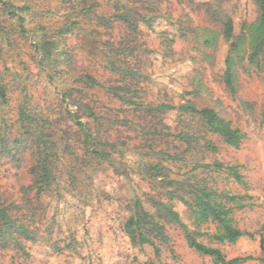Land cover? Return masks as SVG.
Returning a JSON list of instances; mask_svg holds the SVG:
<instances>
[{"label": "rangeland", "instance_id": "obj_1", "mask_svg": "<svg viewBox=\"0 0 264 264\" xmlns=\"http://www.w3.org/2000/svg\"><path fill=\"white\" fill-rule=\"evenodd\" d=\"M20 1L15 3L31 9L26 27L42 25L54 31L73 21L78 25L62 39L67 54H63L65 61L54 82L58 86L56 91L55 84L48 83L39 71L30 40L19 35L15 24L0 13V76L8 98L7 105L0 107V133L9 137L19 135L16 114L24 95L54 118L57 116L52 110L58 105L60 92L71 88L72 95L77 97L80 92L83 102L96 114L114 121L112 130L100 133L99 138L117 143L131 169L129 178H125L124 160L112 152L114 167L79 162L70 187L66 185L70 163L61 158V184L68 190L61 187L37 196L33 191L25 194L22 190L31 180L29 155L25 154L19 165L0 157V197L5 204L15 207L11 214L36 234L33 242L23 243L26 255L12 249L0 250V264H213L211 258L188 247L176 225L159 218L156 220L168 237L166 243L152 238V246L130 244L123 227L131 215L134 199L139 198L143 207L151 211L144 196L155 195L152 186L134 173L132 165L138 159L163 165L169 179L205 185L235 197L243 206L238 209L228 204L235 226L253 238L243 237L233 245L219 244L210 237L215 233L214 225L208 224L201 228L207 236L197 240L220 250L226 259L258 255L264 261L259 247L260 238H264V74L248 68L245 62L239 70L238 90L230 95L221 81L226 44L219 38L214 51L201 48L213 56V63L209 64L197 53L190 33L181 38L170 26L217 30L220 25L206 13L208 7H213L230 16L234 32L238 33L243 23L255 18L253 0H156L150 7V13L157 15L153 27L139 25L135 36L111 22L115 0H94L98 6L88 19L76 16L61 0ZM136 1L131 0L140 9ZM95 16L109 18L111 24H98ZM162 31L172 40L169 48ZM126 46L134 49L132 54L124 50ZM112 62L134 69L142 78L129 81L110 68ZM195 76L201 79L205 90L193 97L188 93L195 89ZM86 77L101 87H86ZM110 87L127 88L119 95L127 93V99L131 97L137 104L176 108L189 100L196 109H213L244 139L234 149L216 136L203 134L197 117L176 110L156 114L154 119L145 118L130 104L131 100L123 103L113 97L108 91ZM81 121L90 123L85 117ZM88 126L92 129L91 123ZM188 129L198 137L201 135L190 150L178 136ZM205 141L212 149L206 147ZM70 142L77 154L83 156L80 142L76 138ZM230 167L236 169L242 184L234 180ZM177 210L181 213V209ZM181 216L185 220L183 212Z\"/></svg>", "mask_w": 264, "mask_h": 264}, {"label": "trees", "instance_id": "obj_2", "mask_svg": "<svg viewBox=\"0 0 264 264\" xmlns=\"http://www.w3.org/2000/svg\"><path fill=\"white\" fill-rule=\"evenodd\" d=\"M17 0H0V13L15 24L19 35H23L30 40L32 50L37 56L39 71L45 74L47 82L55 84L63 66V54L67 52L62 48L61 42L78 23L73 21L69 25H64L54 31L45 29L42 25L26 27L27 15L31 12L28 5L19 6ZM21 0L20 2H28ZM67 3L69 8L82 18H90V13L98 4L94 0H61ZM136 1V0H133ZM140 9L134 6L131 0H115L112 2L111 22L118 23L125 30L136 35L139 25L152 28L156 14H151L150 7H153L156 0H137ZM256 15L249 23H243L238 33L234 32L233 22L229 15L219 9L208 7L206 13L208 17L220 25L217 30L196 29L186 26L181 29L178 25H170L178 32L179 37L186 38L187 34L192 35V43L195 44L197 53L201 59L209 64L213 63V56L205 54L202 49L214 51L220 38L227 46L223 60V70L221 81L225 90L234 95L238 90L239 70L243 69L246 62L248 68L257 73L264 74V0H253ZM151 12V13H150ZM97 23L111 24L109 18L95 16ZM187 19V23H189ZM166 47L169 48L172 42L163 31L161 32ZM60 39V40H58ZM202 48V49H201ZM202 50V52L199 50ZM124 50L133 53V48L124 47ZM110 68L129 81L140 79L141 74L134 69L122 68L120 65L109 63ZM86 87H101L91 77H86L83 81ZM195 89L188 93L196 96L204 91L201 79L193 77ZM57 91L58 86L55 84ZM127 88H108L113 97L126 103V94L119 95ZM73 89L61 91L58 98V105L55 107L51 117L48 110L42 111L38 105L31 101V98L24 95L17 106V125L20 131L17 137H9L0 133V157L13 164L19 165L23 161L25 154L30 157V183L23 187L24 193L33 191L34 195L66 188L72 184L74 171H78L79 162L87 164H107L114 167L115 159L112 152H116L120 159H123V175L129 178L130 165H126L124 152L117 143L101 140L99 134L108 133L113 128V120L110 117L96 114L87 103L83 102L84 96L77 92L72 95ZM129 93V91H127ZM7 91L2 84L0 76V107L7 105ZM129 102V101H128ZM130 104L138 112H143L145 118L154 119L156 114L176 110L180 114L197 117L202 123L203 134H208L220 138L224 144L234 149L241 145L244 135L236 128H232L230 122L222 119L216 111L210 108L196 109L194 104L187 100L184 104L174 108L170 105H143L131 100ZM140 110V111H139ZM82 117L90 120L92 129L88 123L82 122ZM264 120V110L261 113ZM179 138L185 141L187 149H193L198 137L195 131L187 130L179 133ZM76 138L80 142L83 156H79L70 144V140ZM208 149L212 145L205 141ZM65 158L70 163V170L66 173L67 183L61 184L62 176L59 171V162ZM77 167V168H76ZM132 168L143 180L147 181L155 191V195L145 194L144 202L148 203L151 211L143 207V202L137 198L133 201L131 215L128 217L123 231L133 246H152V238L166 243L168 237L164 227L156 218L168 224L176 225L182 232L189 248L197 254L212 259L213 264H241L249 260L246 258L226 259L220 250L207 247L197 239L207 236L201 231L203 226L214 225L215 233L211 239L219 244H235L243 237L253 238L252 234L241 231L235 226L232 216V208L228 206L232 203L238 209L243 208L235 197L217 193L215 190L205 185H197L186 181L172 180L168 177V169L161 164L147 163L141 160L133 162ZM77 169V170H76ZM81 171V169H79ZM234 180L242 184L240 175L233 167L229 168ZM68 190V189H65ZM181 209L184 213L183 220L181 213L176 209ZM15 207L7 205L0 197V250L12 249L26 255L23 248L24 242H33L36 234L28 226L11 214ZM260 251L264 254V238H260ZM156 250V249H155ZM264 262V261H262Z\"/></svg>", "mask_w": 264, "mask_h": 264}, {"label": "crops", "instance_id": "obj_3", "mask_svg": "<svg viewBox=\"0 0 264 264\" xmlns=\"http://www.w3.org/2000/svg\"><path fill=\"white\" fill-rule=\"evenodd\" d=\"M246 257H249V255H245V256H240L239 255L238 257H235V258H246ZM254 258L250 257L249 260H246V261L242 262L241 264H264L261 260L258 259V255H257V257L255 259ZM231 259H234V258H231Z\"/></svg>", "mask_w": 264, "mask_h": 264}]
</instances>
